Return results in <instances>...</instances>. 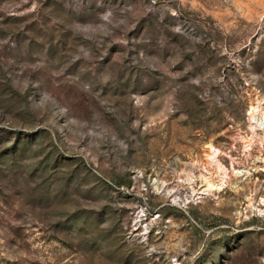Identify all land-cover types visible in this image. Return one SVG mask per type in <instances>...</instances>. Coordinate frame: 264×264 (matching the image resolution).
<instances>
[{"label": "rangeland", "instance_id": "374dc122", "mask_svg": "<svg viewBox=\"0 0 264 264\" xmlns=\"http://www.w3.org/2000/svg\"><path fill=\"white\" fill-rule=\"evenodd\" d=\"M0 264H264V0H0Z\"/></svg>", "mask_w": 264, "mask_h": 264}]
</instances>
